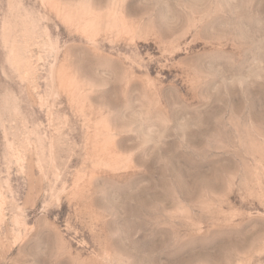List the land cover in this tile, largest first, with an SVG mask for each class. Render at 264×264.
Instances as JSON below:
<instances>
[{"label":"rangeland","instance_id":"rangeland-1","mask_svg":"<svg viewBox=\"0 0 264 264\" xmlns=\"http://www.w3.org/2000/svg\"><path fill=\"white\" fill-rule=\"evenodd\" d=\"M0 264H264V0H0Z\"/></svg>","mask_w":264,"mask_h":264}]
</instances>
